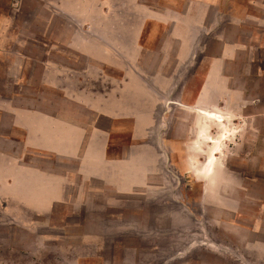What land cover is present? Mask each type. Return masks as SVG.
I'll return each instance as SVG.
<instances>
[{
	"label": "rangeland",
	"instance_id": "rangeland-1",
	"mask_svg": "<svg viewBox=\"0 0 264 264\" xmlns=\"http://www.w3.org/2000/svg\"><path fill=\"white\" fill-rule=\"evenodd\" d=\"M210 3L191 87H199L207 74L222 92L221 103L232 108L247 103L243 114L254 123L250 139L245 132L239 144L227 142L228 156L214 159L212 166V158L203 159L196 175L182 169V159L170 160L169 173L149 177V184L119 201L96 197L40 214L13 206L1 182L0 264H264V0ZM139 12L130 0H0V153L8 150V114L2 106L23 90L13 61L23 55L80 53L66 41L74 38L101 40L95 53H103L104 31L93 26L111 23L106 33L114 42L126 33L119 22H141ZM235 19L243 20L241 27ZM149 33L145 30L127 53L148 54ZM52 39H60L58 48L46 46ZM235 41L245 46L236 57ZM225 47L231 57L219 61ZM106 49L113 56L122 53L118 45ZM142 65L128 64L138 70ZM150 65L146 70L173 66ZM207 165L213 172H205ZM219 182L225 195L235 196L228 219L202 198L203 189L214 196Z\"/></svg>",
	"mask_w": 264,
	"mask_h": 264
},
{
	"label": "crops",
	"instance_id": "crops-1",
	"mask_svg": "<svg viewBox=\"0 0 264 264\" xmlns=\"http://www.w3.org/2000/svg\"><path fill=\"white\" fill-rule=\"evenodd\" d=\"M161 2L130 0L142 20L119 22L126 33L114 42L106 33L111 23L94 25L104 31L103 53H95L101 40L74 38L66 41L80 53L23 55L13 61L23 90L11 93L2 106L8 114V150L0 153V183L7 185L13 206L41 214L61 203L79 205L96 197L119 201L135 195L153 176L169 173L170 160L182 159V169L196 175L206 164L203 159L228 156L227 142L239 144L245 132L250 139L254 123L243 114L247 103L235 108L221 103L222 92L207 74L199 87H191L190 70L203 52L210 0ZM235 23L241 27L244 22ZM147 29L149 53L128 54ZM59 42L52 39L46 46L58 48ZM112 45L122 53L113 56L106 49ZM232 47L236 57L245 46L235 41ZM229 52L225 47L219 61L231 57ZM129 63L143 64L142 70ZM153 63L173 66L146 70ZM208 112L224 115L223 121ZM221 183L214 196L203 189L202 198L228 219L235 196L225 195Z\"/></svg>",
	"mask_w": 264,
	"mask_h": 264
},
{
	"label": "bare ground",
	"instance_id": "bare-ground-1",
	"mask_svg": "<svg viewBox=\"0 0 264 264\" xmlns=\"http://www.w3.org/2000/svg\"><path fill=\"white\" fill-rule=\"evenodd\" d=\"M202 111H203V110H202ZM208 114H209V116H218V117H220L219 120H222V121H223V115L217 114V113H215V112H214V113H213V112H210V113L208 112ZM214 139H215V138H214ZM217 147H218V146H217ZM217 150H218L219 152H221V147H218ZM213 160H214V158L211 160V164H210V166H212V164H213ZM207 166L209 167V165H207ZM216 167H217V166H216ZM205 169H206V168H205ZM206 172L209 174V173L213 172V170L209 167V168L207 169ZM207 173H206V174H207ZM208 174H207V175H208ZM207 175H206V176H207ZM218 175H219V174H218ZM221 175H222V174H221ZM208 176H210V175H208ZM208 176H207V177H208ZM214 176H216V175H214ZM211 177H212V176H211ZM204 178H205V177H204ZM219 178H220V177H219ZM209 180H210V179H209ZM205 182H206V181H205ZM231 182H232V181H231Z\"/></svg>",
	"mask_w": 264,
	"mask_h": 264
}]
</instances>
